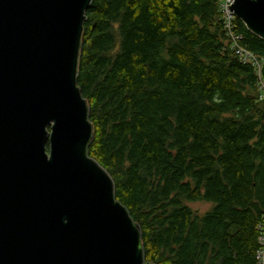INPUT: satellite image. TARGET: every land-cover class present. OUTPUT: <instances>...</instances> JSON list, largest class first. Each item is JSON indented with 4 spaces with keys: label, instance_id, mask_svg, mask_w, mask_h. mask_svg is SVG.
I'll return each instance as SVG.
<instances>
[{
    "label": "trees",
    "instance_id": "16d2710c",
    "mask_svg": "<svg viewBox=\"0 0 264 264\" xmlns=\"http://www.w3.org/2000/svg\"><path fill=\"white\" fill-rule=\"evenodd\" d=\"M232 23L264 59V40ZM78 86L94 128L89 156L140 226L146 262L259 264L264 100L220 0H93ZM195 202L211 207L199 214Z\"/></svg>",
    "mask_w": 264,
    "mask_h": 264
},
{
    "label": "water",
    "instance_id": "95a60500",
    "mask_svg": "<svg viewBox=\"0 0 264 264\" xmlns=\"http://www.w3.org/2000/svg\"><path fill=\"white\" fill-rule=\"evenodd\" d=\"M92 1L0 0V264H153L88 153L78 69ZM228 7L264 40V0Z\"/></svg>",
    "mask_w": 264,
    "mask_h": 264
},
{
    "label": "built area",
    "instance_id": "2783aa9c",
    "mask_svg": "<svg viewBox=\"0 0 264 264\" xmlns=\"http://www.w3.org/2000/svg\"><path fill=\"white\" fill-rule=\"evenodd\" d=\"M233 0H220V9L223 12L224 20L226 24V29L228 30V36L232 42V49L234 50L236 56L238 57L239 61L243 64H250L252 65L259 77L260 69L264 63V59L258 58L253 52L247 50L245 47L239 44L241 37L234 34L232 31V22L235 18L233 14L230 12L228 5L232 4ZM260 81V88L261 94L259 99L264 100V85L262 81ZM259 236H258V243L259 249L257 252V259L259 264H264V219L258 226Z\"/></svg>",
    "mask_w": 264,
    "mask_h": 264
},
{
    "label": "rangeland",
    "instance_id": "374dc122",
    "mask_svg": "<svg viewBox=\"0 0 264 264\" xmlns=\"http://www.w3.org/2000/svg\"><path fill=\"white\" fill-rule=\"evenodd\" d=\"M188 205L190 208H192L194 211H196L199 214L205 213L211 207L210 203H205V202L189 203Z\"/></svg>",
    "mask_w": 264,
    "mask_h": 264
}]
</instances>
